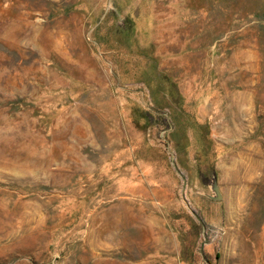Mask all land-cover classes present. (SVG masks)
<instances>
[{"label":"rangeland","instance_id":"obj_1","mask_svg":"<svg viewBox=\"0 0 264 264\" xmlns=\"http://www.w3.org/2000/svg\"><path fill=\"white\" fill-rule=\"evenodd\" d=\"M0 264H264V0H0Z\"/></svg>","mask_w":264,"mask_h":264}]
</instances>
